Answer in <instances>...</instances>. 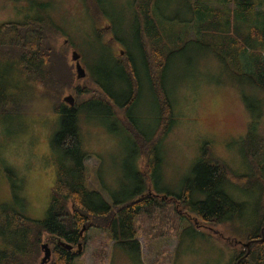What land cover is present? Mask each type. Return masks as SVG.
I'll return each mask as SVG.
<instances>
[{"label":"rangeland","instance_id":"obj_1","mask_svg":"<svg viewBox=\"0 0 264 264\" xmlns=\"http://www.w3.org/2000/svg\"><path fill=\"white\" fill-rule=\"evenodd\" d=\"M11 1L17 2V8L23 5L18 21L35 17L33 22L38 19L39 23H44L43 30L38 25L37 29H40L39 35H44V44L48 48L50 75L42 87L44 94L34 93L27 98L26 102L33 97L30 105L20 104L14 113L0 115V205L5 203L20 208L32 219L45 217L63 157L54 144V137L61 127L60 113L54 108L60 107L61 103L69 105L65 98L71 97L72 105L82 103L77 127L87 152L84 160L86 186L99 191L107 202L128 200L136 197L137 190L143 188L139 175L143 172L146 174L145 197L150 201L142 205L143 210L134 219L138 249L135 246L125 248L112 240L108 232L91 227L82 231L78 244L69 243L71 252L76 254L73 263L233 264L234 249H230V245L238 243L232 247L236 251L244 249L242 246L246 242H242L236 233L251 228L258 191H245L240 184L237 187L226 183L224 189L244 205L234 211L240 217L231 218L232 213L227 212L217 225L197 217L192 208H188V213L184 212L182 202L175 197L189 179L193 182L192 187L197 188L201 183L215 184V181L209 183L207 177L193 174V168L202 160L212 166L215 161L226 165L234 172L236 182H240L238 174L252 169L251 161H258L257 172L264 177V153L262 160L250 156L251 150L258 147L257 136L264 135V129L257 132V127L264 124L263 96L258 95L259 90L253 96V91L244 86L243 77L223 69L211 51L198 50L196 44H189L174 54L161 77L175 120L160 143V169L154 171V175L148 174L144 166L149 146L146 147L148 150L142 148L140 152L132 131L135 127L136 133L149 132L148 128L155 125L152 119L156 118L158 107L150 74L142 64L139 37L131 35L135 24L130 8L127 18L123 14L114 15L112 25L103 14L108 12L110 0ZM11 1L0 0V6H10L3 8L0 18L12 20L19 16L20 12L11 7ZM25 1L27 5H24ZM132 1L112 0V8L115 11L119 7L121 12L122 7ZM49 6L45 14V8ZM172 12L180 19L187 15L183 8L177 12L166 7L162 10L163 19L168 20ZM172 22L174 31H183L186 25L181 20ZM112 26L115 29L113 35ZM190 32H195L194 24ZM97 34L102 38L98 39ZM115 39L130 56L120 51ZM102 42L108 45L104 47ZM73 52L80 56L79 61L85 69L83 77L76 76ZM115 57L123 64L118 66ZM130 57L138 71L133 87L137 97L121 102L130 93V84L126 83L124 75V64L130 62ZM4 68L0 61V74ZM16 77L17 72L13 70L12 78ZM100 84L105 88L110 86L113 96L110 97ZM19 97L23 98L21 94ZM113 106L117 108L113 109ZM248 106H252V113ZM131 115L136 117L137 124L133 119L130 121ZM253 170L255 173V168ZM206 198L205 190L195 189L188 199L191 204ZM56 238L43 235L32 264H41L44 256L41 245L44 243L51 252L44 264H54Z\"/></svg>","mask_w":264,"mask_h":264},{"label":"trees","instance_id":"obj_2","mask_svg":"<svg viewBox=\"0 0 264 264\" xmlns=\"http://www.w3.org/2000/svg\"><path fill=\"white\" fill-rule=\"evenodd\" d=\"M166 7L177 12L183 8L187 15L180 19L176 12H172L170 18L165 21L162 10ZM118 8L114 11L110 0L107 6L109 19L113 25L114 15L123 14L127 18L130 8L135 24L131 35L139 37L142 64L148 75L150 74L158 107L156 118L152 119L155 125L148 128L149 132L136 133L135 127L132 131L133 140L140 152L142 148L149 146V150L146 148L148 150L144 166L146 173L154 175V171L160 169V143L175 120L171 100L163 89L162 71L169 59L189 44H196L198 50L211 51L223 69L243 77L244 86L253 91V96L257 94L256 90H259L258 95L263 96L264 108V0H133L122 7L121 12ZM33 20L0 25V61L5 66L0 74V115L14 113L17 105H30L33 97L26 102L29 96L45 92L42 87L50 75L48 48L44 44V35L38 34L40 29H37V25L42 30L45 26L43 27L44 23H39L38 19L35 22ZM173 20L186 23L183 31H174ZM193 24L195 32L191 34ZM112 30L115 31L113 26ZM96 36L98 39L102 38L98 34ZM115 41L119 44L120 50L125 52L126 56H130L126 48L123 49L120 42L116 39ZM103 45L105 47L108 44ZM109 50L114 54L112 48ZM115 62L118 66L123 64L116 57ZM13 70L17 72L16 78H12ZM136 71V65L130 57V62L124 64V75L126 83L130 84V93L121 102L133 101L137 97V94L133 93L134 79H137L138 73ZM102 87L110 97L113 96L110 86ZM19 94L23 98L19 97ZM81 106L61 103L60 107L54 108L60 113L61 118V127L54 137V144L62 152L63 157L58 165L57 179L52 187V197L45 217L40 220L32 219L20 208L5 203L0 205V264H32L44 234L75 245L80 242L82 231L91 227L108 232L112 240L125 248L135 246L138 249L134 219L143 210L142 205L150 203L148 197H145L146 174L139 173L143 188L137 190L136 197L128 200L107 202L99 191L86 186L84 160L87 158V152L79 138L77 127V115ZM255 106L256 102L253 107ZM116 108L117 106H113V109ZM248 109L252 113V106H248ZM132 119L138 123L136 117L131 115L130 121ZM263 129L264 124L261 123L257 127V132L261 133ZM257 137V146L260 148L251 150L250 156L262 160L264 135ZM251 165L250 171L238 174L237 179L240 182H236L234 172L226 165L215 161L212 166L207 160L199 161L193 168V174L196 177H207L209 183L215 181V184L201 183L197 188L192 187L193 182L189 179L180 194L175 197L182 202L184 212L188 213V208H192L196 211L197 217L209 219L213 221V225H217L226 217L227 212L232 213L231 218L240 217L234 211L244 205L243 202L233 199L224 189L226 183L237 187H239L237 184H240L242 186L240 188L245 191L246 189L258 191L259 197L251 228L238 230L236 233L242 242L248 244L243 243L242 246L239 243L244 247L240 251L232 247L238 243L230 245V249H234L233 264H264V177L257 172L258 161H251ZM253 168L256 170L255 173ZM256 183L263 185L259 186ZM195 189L205 190L207 198L190 204L188 198ZM54 254V264H74L76 254L71 250L56 245Z\"/></svg>","mask_w":264,"mask_h":264},{"label":"water","instance_id":"obj_3","mask_svg":"<svg viewBox=\"0 0 264 264\" xmlns=\"http://www.w3.org/2000/svg\"><path fill=\"white\" fill-rule=\"evenodd\" d=\"M79 54L76 53V52H73L72 53V58L73 60L75 61V67H76V76L79 78V77H83L85 75V69L84 67L81 65L80 61H79ZM66 101L69 102V105H72L73 104V98H69V97H66L65 98ZM57 240V244L62 246V247H65L66 249H70L71 248V245L62 241L61 239L59 238H56ZM248 244V243H246ZM41 248L44 249V256L42 257L41 259V264H44L46 262V260L50 257V249L48 247V245L46 243L42 244L41 245Z\"/></svg>","mask_w":264,"mask_h":264},{"label":"flooded vegetation","instance_id":"obj_4","mask_svg":"<svg viewBox=\"0 0 264 264\" xmlns=\"http://www.w3.org/2000/svg\"><path fill=\"white\" fill-rule=\"evenodd\" d=\"M11 1V0H10ZM11 3H12V8H13V10L16 12V10H18L19 12H20V14H19V16H17V17H15V18H13L12 20H5V18H0V20H2V21H0L1 23H6V22H15V23H20V22H24V21H26V20H33L35 17H31V18H29V19H27V18H25L24 17V19L22 20V21H18V19H20L21 18V11H20V8H22L23 7V5L22 6H20V8L18 7L17 8V2H12L11 1ZM24 5H27L26 4V1L24 2ZM6 7H10L9 5H7V4H5V5H2V6H0V13L1 12H4V9L3 8H6ZM50 8V6L49 7H46L45 8V14H47V9H49ZM108 12H103V14L105 15V17L107 18V19H109V16H108V14H107ZM108 17H107V16ZM109 22H111L110 20H109ZM112 35H113V30H112ZM114 37V36H113ZM109 49H111V47H109ZM121 51V50H120ZM120 51H119V53H120ZM113 53H114V55L116 54L114 51H113ZM82 105V103H80L79 104V106H81Z\"/></svg>","mask_w":264,"mask_h":264},{"label":"crops","instance_id":"obj_5","mask_svg":"<svg viewBox=\"0 0 264 264\" xmlns=\"http://www.w3.org/2000/svg\"><path fill=\"white\" fill-rule=\"evenodd\" d=\"M1 24H3V23H0V25ZM85 160H86V158H85ZM84 165H85V162H84ZM57 171H58V169H57ZM57 174H58V172H57ZM56 179H57V177H56ZM56 182V181H55ZM60 239V238H59ZM63 241V240H62ZM64 242H66V241H64ZM66 243H68L69 244V242H66ZM56 245H58L57 243H56ZM58 246H60V245H58ZM62 247V246H61ZM65 248V247H64ZM66 249V248H65ZM67 250H72L71 248L70 249H67ZM75 260V259H74Z\"/></svg>","mask_w":264,"mask_h":264}]
</instances>
